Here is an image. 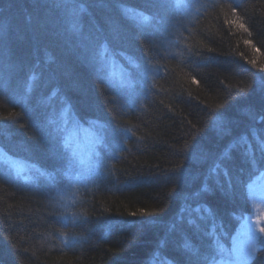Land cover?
<instances>
[{"label": "trees", "instance_id": "16d2710c", "mask_svg": "<svg viewBox=\"0 0 264 264\" xmlns=\"http://www.w3.org/2000/svg\"><path fill=\"white\" fill-rule=\"evenodd\" d=\"M260 174L264 0H0V264H214Z\"/></svg>", "mask_w": 264, "mask_h": 264}, {"label": "rangeland", "instance_id": "374dc122", "mask_svg": "<svg viewBox=\"0 0 264 264\" xmlns=\"http://www.w3.org/2000/svg\"><path fill=\"white\" fill-rule=\"evenodd\" d=\"M78 150L76 151V153ZM75 153V156L80 155ZM86 158V157H85ZM14 168L12 163H8ZM250 212L231 238L229 250L216 259L214 264H248L261 245L264 237V175L255 176L248 185Z\"/></svg>", "mask_w": 264, "mask_h": 264}]
</instances>
